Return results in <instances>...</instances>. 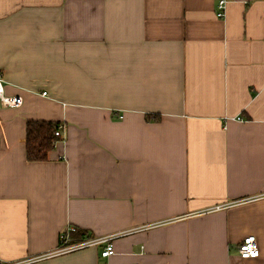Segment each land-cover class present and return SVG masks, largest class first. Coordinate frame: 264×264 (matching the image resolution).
<instances>
[{
    "label": "crops",
    "instance_id": "crops-1",
    "mask_svg": "<svg viewBox=\"0 0 264 264\" xmlns=\"http://www.w3.org/2000/svg\"><path fill=\"white\" fill-rule=\"evenodd\" d=\"M217 1L0 0L3 261L73 226L115 253L25 264H264V0ZM30 120L66 124L46 160Z\"/></svg>",
    "mask_w": 264,
    "mask_h": 264
},
{
    "label": "built area",
    "instance_id": "built-area-1",
    "mask_svg": "<svg viewBox=\"0 0 264 264\" xmlns=\"http://www.w3.org/2000/svg\"><path fill=\"white\" fill-rule=\"evenodd\" d=\"M229 0H218L216 4V14L220 18H224L227 11V5ZM0 99L3 105L17 107L23 102L20 95H8L5 93L4 79L0 74ZM122 117V115H120ZM66 124L59 122L54 134L60 137V140L65 138ZM218 208L220 206H217ZM77 228L70 226L64 229L60 233L58 246L54 251L48 252L40 257H32L27 259H21L16 261H3L0 258V264H25L30 261L42 257H48L55 254L66 253L74 250H79L91 246H101V256L109 257L115 253L114 238L120 235V233H113L101 236H92L85 234L84 236L75 237L72 235ZM129 232V231H126ZM239 255L243 258H255L260 255V248L257 242L256 235H246L242 242L239 244ZM140 264V263H135Z\"/></svg>",
    "mask_w": 264,
    "mask_h": 264
},
{
    "label": "trees",
    "instance_id": "trees-1",
    "mask_svg": "<svg viewBox=\"0 0 264 264\" xmlns=\"http://www.w3.org/2000/svg\"><path fill=\"white\" fill-rule=\"evenodd\" d=\"M148 119L160 120L161 115L149 114ZM59 122L52 120H30L26 125V155L30 161H43L48 153L55 147L60 137L54 134ZM86 231L76 229L72 232L75 237L84 236Z\"/></svg>",
    "mask_w": 264,
    "mask_h": 264
}]
</instances>
